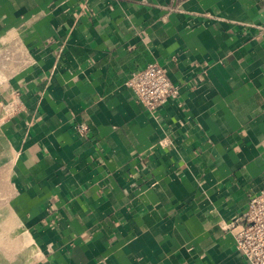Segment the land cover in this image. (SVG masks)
<instances>
[{"label": "crops", "instance_id": "obj_1", "mask_svg": "<svg viewBox=\"0 0 264 264\" xmlns=\"http://www.w3.org/2000/svg\"><path fill=\"white\" fill-rule=\"evenodd\" d=\"M263 190L264 0H0V264H246Z\"/></svg>", "mask_w": 264, "mask_h": 264}, {"label": "built area", "instance_id": "obj_2", "mask_svg": "<svg viewBox=\"0 0 264 264\" xmlns=\"http://www.w3.org/2000/svg\"><path fill=\"white\" fill-rule=\"evenodd\" d=\"M125 85L150 113L180 96V87L170 80L167 70L156 63L132 73ZM2 111L9 117L14 114L15 108L4 105ZM77 129L83 134L88 128L81 124ZM236 222L239 223L231 232L245 263L264 264V190L250 198L247 209Z\"/></svg>", "mask_w": 264, "mask_h": 264}]
</instances>
